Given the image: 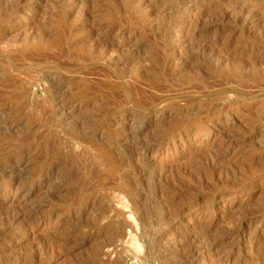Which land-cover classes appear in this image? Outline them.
Masks as SVG:
<instances>
[{"label": "rangeland", "instance_id": "rangeland-1", "mask_svg": "<svg viewBox=\"0 0 264 264\" xmlns=\"http://www.w3.org/2000/svg\"><path fill=\"white\" fill-rule=\"evenodd\" d=\"M0 264H264V0H0Z\"/></svg>", "mask_w": 264, "mask_h": 264}, {"label": "bare ground", "instance_id": "bare-ground-1", "mask_svg": "<svg viewBox=\"0 0 264 264\" xmlns=\"http://www.w3.org/2000/svg\"><path fill=\"white\" fill-rule=\"evenodd\" d=\"M42 45V44H41ZM63 109V108H62Z\"/></svg>", "mask_w": 264, "mask_h": 264}]
</instances>
